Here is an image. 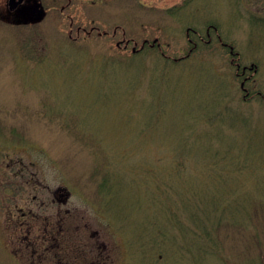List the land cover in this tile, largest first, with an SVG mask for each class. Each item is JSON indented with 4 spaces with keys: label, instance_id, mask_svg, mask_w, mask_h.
<instances>
[{
    "label": "rangeland",
    "instance_id": "374dc122",
    "mask_svg": "<svg viewBox=\"0 0 264 264\" xmlns=\"http://www.w3.org/2000/svg\"><path fill=\"white\" fill-rule=\"evenodd\" d=\"M130 1L103 10L106 27L90 35L70 36L57 15L33 27L0 21V264H29L6 216L14 205L31 208L34 195V209L43 201L53 215H74L67 227L76 242L66 239L81 247L74 264H264L259 7L137 0L125 8ZM211 26L242 67H256L245 86L216 40L180 61L191 49L187 30L205 37ZM122 39L137 49L149 42L133 54V44L116 47ZM60 188L65 205L52 201Z\"/></svg>",
    "mask_w": 264,
    "mask_h": 264
},
{
    "label": "flooded vegetation",
    "instance_id": "af4514ba",
    "mask_svg": "<svg viewBox=\"0 0 264 264\" xmlns=\"http://www.w3.org/2000/svg\"><path fill=\"white\" fill-rule=\"evenodd\" d=\"M129 1V0H127ZM252 3L253 9H258L260 17H257L261 21H264V0H258L259 4ZM122 2L124 0H24V2L16 9L12 10L9 4V0H5L0 3V19L5 24L21 25L27 23H34L38 19L45 18L49 15H57L59 19H62V24L68 23V29L70 31H98L102 27H106V23L102 19V12L107 8L115 9L117 12L122 9ZM49 4L51 7L45 8L44 4ZM126 3V2H125ZM133 6L137 3L136 1H130ZM42 6V7H41ZM246 7L250 10L247 5ZM45 10H43V9ZM247 11V9H246ZM248 12V11H247ZM93 15V17H91ZM60 19V20H61ZM43 20V19H42ZM61 24V23H60ZM211 29L217 30V27L211 26ZM115 30H119V25L115 27ZM216 40L217 43H222L221 37L212 38L208 33L207 36L198 35L195 41L190 40L193 45H200L203 43L213 44ZM145 41V40H144ZM19 174V173H18ZM38 182H28L26 189H34L37 192ZM66 193L60 188L53 194V202H59L65 204ZM38 195L32 197V206L25 208H19L14 205L8 209V215L6 216L7 225L9 229L7 233L16 236V241L29 249L31 258L29 264H62L64 261L67 264H74L78 260L76 258L77 248L80 250L81 247L77 244L73 247H66L63 243L66 242L65 236L69 233L65 229L66 221L69 219H75L71 213H66L64 217H58L48 212L44 202L36 206L38 203ZM9 200V199H8ZM12 201V200H11ZM14 204V203H12ZM27 205H30V201H26ZM7 212V210H6ZM18 212L20 214H18ZM77 230L72 232L74 234H80L81 231ZM90 232V231H89ZM74 233V234H73ZM84 233V232H83ZM91 236L94 237V232ZM97 234V232H95ZM71 241L73 239H70ZM76 242V240H73ZM61 252H63L61 254ZM75 253V254H74ZM61 254V255H60ZM75 256V258L71 256ZM19 257V256H18ZM107 263V258H104V263Z\"/></svg>",
    "mask_w": 264,
    "mask_h": 264
},
{
    "label": "water",
    "instance_id": "95a60500",
    "mask_svg": "<svg viewBox=\"0 0 264 264\" xmlns=\"http://www.w3.org/2000/svg\"><path fill=\"white\" fill-rule=\"evenodd\" d=\"M24 0H10V5L12 8H16L18 5H20ZM16 6V7H15Z\"/></svg>",
    "mask_w": 264,
    "mask_h": 264
}]
</instances>
